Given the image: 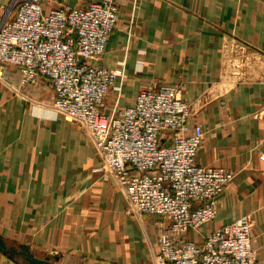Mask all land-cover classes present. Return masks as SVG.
<instances>
[{
	"label": "crops",
	"instance_id": "obj_1",
	"mask_svg": "<svg viewBox=\"0 0 264 264\" xmlns=\"http://www.w3.org/2000/svg\"><path fill=\"white\" fill-rule=\"evenodd\" d=\"M14 0H0V18ZM102 0H44L47 12ZM100 64L122 70L105 111L146 87L182 85L191 124L205 130L197 162L234 172L202 235L250 217L264 264V0H117ZM0 78V264H153L165 221L128 213L115 177L79 124L53 110L46 79ZM33 112L36 115H33Z\"/></svg>",
	"mask_w": 264,
	"mask_h": 264
},
{
	"label": "built area",
	"instance_id": "obj_2",
	"mask_svg": "<svg viewBox=\"0 0 264 264\" xmlns=\"http://www.w3.org/2000/svg\"><path fill=\"white\" fill-rule=\"evenodd\" d=\"M44 4L14 0L0 18V78L13 66L23 86L46 79L55 92L53 110L83 127L100 153L102 169L121 187L128 213L165 221L153 264H256L250 217L200 240L187 238L217 217L218 198L235 174L198 164L205 130L191 124L182 85L146 87L134 106L120 113L104 110L123 75L100 64L118 25L117 0L49 12Z\"/></svg>",
	"mask_w": 264,
	"mask_h": 264
},
{
	"label": "water",
	"instance_id": "obj_3",
	"mask_svg": "<svg viewBox=\"0 0 264 264\" xmlns=\"http://www.w3.org/2000/svg\"><path fill=\"white\" fill-rule=\"evenodd\" d=\"M82 60V59H81ZM0 250H4L6 251L7 250V247H6V244L4 243L1 235H0Z\"/></svg>",
	"mask_w": 264,
	"mask_h": 264
},
{
	"label": "clouds",
	"instance_id": "obj_4",
	"mask_svg": "<svg viewBox=\"0 0 264 264\" xmlns=\"http://www.w3.org/2000/svg\"><path fill=\"white\" fill-rule=\"evenodd\" d=\"M33 115H36V113H35V112H33Z\"/></svg>",
	"mask_w": 264,
	"mask_h": 264
},
{
	"label": "rangeland",
	"instance_id": "obj_5",
	"mask_svg": "<svg viewBox=\"0 0 264 264\" xmlns=\"http://www.w3.org/2000/svg\"><path fill=\"white\" fill-rule=\"evenodd\" d=\"M87 135V134H86Z\"/></svg>",
	"mask_w": 264,
	"mask_h": 264
}]
</instances>
